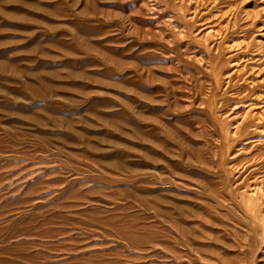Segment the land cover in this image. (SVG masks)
Segmentation results:
<instances>
[{
  "label": "rangeland",
  "instance_id": "374dc122",
  "mask_svg": "<svg viewBox=\"0 0 264 264\" xmlns=\"http://www.w3.org/2000/svg\"><path fill=\"white\" fill-rule=\"evenodd\" d=\"M0 264H264V0H0Z\"/></svg>",
  "mask_w": 264,
  "mask_h": 264
}]
</instances>
